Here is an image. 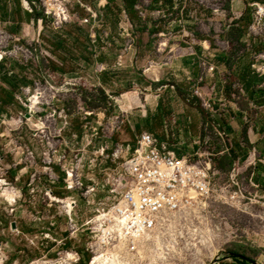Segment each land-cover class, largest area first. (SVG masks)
<instances>
[{
	"label": "rangeland",
	"instance_id": "1",
	"mask_svg": "<svg viewBox=\"0 0 264 264\" xmlns=\"http://www.w3.org/2000/svg\"><path fill=\"white\" fill-rule=\"evenodd\" d=\"M78 1L73 0V15L78 21L91 19ZM113 1L109 19L107 9L98 7L103 22L75 20L62 31L51 21L43 26L29 20L22 25L0 23V63L27 78L20 83L18 104L6 107L0 122V264H210L217 256L216 264H236L224 257L252 254L241 247L264 254V199L233 201L234 188L228 196H218L220 188L229 185L232 169L216 177L219 192L210 202L165 217L134 251L100 229V204L113 205L116 170L126 159L113 162L117 148H134L149 128L164 136L144 108V95L152 97L151 110L160 100L175 109L163 125L175 140V118L192 110L204 115L202 99L216 101L215 96L223 94L237 100L242 95L241 85L230 77L216 94L214 83L205 81L209 71H199L196 87V58L198 66L222 54L236 62L248 46H259L250 39L238 40L236 31L247 34L248 2L253 0H172V7L169 0H160L166 7L140 0L136 10L141 19L134 21L125 12L124 0ZM22 12L26 18V10ZM64 40L67 45L58 53L70 60L68 69L52 72L49 61L61 62L51 52L53 45ZM71 51L79 60H72ZM210 74L221 80L231 72ZM202 133V141L209 137L216 144L213 132ZM204 151L216 155L217 148ZM218 158L210 159L216 164ZM81 160L84 168L79 171ZM73 174L79 184L69 190ZM250 174L248 170L239 177L247 181ZM261 190L263 196L264 187ZM70 198L78 202L74 224L66 212L74 207ZM256 264H264V258Z\"/></svg>",
	"mask_w": 264,
	"mask_h": 264
},
{
	"label": "built area",
	"instance_id": "2",
	"mask_svg": "<svg viewBox=\"0 0 264 264\" xmlns=\"http://www.w3.org/2000/svg\"><path fill=\"white\" fill-rule=\"evenodd\" d=\"M24 2L30 14H35L36 11L43 13L44 19L39 20L41 25L46 20L51 21L56 30H62L75 20L89 23V20L78 21L77 16L73 15V0H33L32 2L24 0ZM79 4L83 6L80 1ZM248 6L251 9L252 23L248 28L247 38L258 41L264 46V0L250 3ZM85 9L91 14L93 21L98 20V15L91 9ZM255 59L262 61V64H255L253 70L257 74H264V54L257 55ZM208 71L213 73L215 69L209 68ZM196 97L202 99L201 91L196 92ZM231 100L232 102L202 99L205 112L203 129L205 132H214L216 141L223 146L222 151L217 152L216 155L204 151V148L216 150L215 142L209 137L196 143L199 150L190 158L177 157L169 150L167 144L158 142L154 135L149 133H144L140 137L135 148L131 146L117 148L113 154V162L117 163L125 155L126 159L125 163L116 170L118 188L112 190L115 201L111 207L107 203L100 204V210L103 215H108L104 220L105 224L112 222L122 224L123 240L128 250H136L140 243L154 235L165 217L194 211L210 202L215 193L218 194L219 189L215 185V179L221 172L215 169L214 162L210 158L231 151L229 135L225 132V125L233 121V112L236 110L234 104L236 97L232 96ZM216 119L218 122H215ZM245 120L248 122V119ZM255 163V156H249L244 164L240 162L233 164L228 174L229 185L220 188L221 193L218 196L221 197L222 194L228 196L230 189L234 188L231 196L233 201L251 200V197L264 199V195L259 194L262 191L260 185L253 180L254 174H250L247 181L239 177L241 173L255 167ZM82 168H84L83 160L78 163L79 171ZM73 175L72 180L70 175L69 190H75L78 186L76 183L79 184V177ZM93 190L95 192L96 188ZM69 200L74 207L66 212L71 217V224H74L73 212L78 202L74 198ZM111 213L113 216H110ZM48 237L53 238L51 233ZM75 256L78 260L81 259L79 253Z\"/></svg>",
	"mask_w": 264,
	"mask_h": 264
},
{
	"label": "crops",
	"instance_id": "3",
	"mask_svg": "<svg viewBox=\"0 0 264 264\" xmlns=\"http://www.w3.org/2000/svg\"><path fill=\"white\" fill-rule=\"evenodd\" d=\"M29 1L32 2L33 0H29ZM79 1L84 6L83 7L80 5L82 8L91 9L94 14L98 15V20L94 21L96 23L99 21L103 22L105 19L104 14H102V12L98 10V7L107 9L105 12L106 20H107L109 19L110 16L108 13L112 11L115 5L113 0H79ZM257 1L259 0H253L248 3L250 4ZM8 4L11 15L14 14L15 20L13 19L12 21L10 19L7 22L4 23L0 22V23L14 25L16 24L15 21L19 22L21 21L20 20L21 18L24 19L23 23H25V21L28 20L32 22L33 25L39 23V21H36L34 19L33 14H30L27 11L24 0H8ZM158 5H164V4H161V2H159ZM170 7H172V3L170 4ZM23 9L26 10V18L24 16L25 12L23 15L22 12ZM125 12L127 13V11ZM87 16L91 18L90 13H88ZM80 20L82 21L84 19H80ZM88 20L90 22V20L92 19H88ZM47 22L48 21H46L45 23ZM251 23H252V17H251ZM61 31L59 32V35H62ZM100 37L102 38L101 35ZM242 39H245V42H247L248 40L245 31ZM60 42L63 43V41ZM254 42L258 43L259 46L258 47H255L254 45L248 46V49L246 50L245 54H243L244 56L239 58L238 61L236 62H232L228 54H222L218 56L215 62H206L199 64L198 66L197 61L200 58H196L195 60L196 62L193 63L194 69H193L192 80L194 85L197 87L199 85L198 84L199 71H208L209 68H214L217 71H221V73L231 72V75L227 76V79L223 78L221 80L218 78L217 75L205 73V78H206L205 81L207 83L209 82H211L212 84L214 83L213 86L216 94L217 93L219 94L224 89L223 85L227 84L231 80L233 81L237 80L238 83L241 85L242 95H239L237 97V100L234 101V104L236 106V110L233 112L234 119L233 121H229V123L225 125V132L229 135V143H230L231 151L230 153L217 156L219 158L216 164H214V167L216 170H219L220 172L228 171L232 169L233 164L237 162H240V164H244L248 160L249 156H255L256 159L255 167L250 168L249 171L251 172V174H254L253 177L254 182L260 185V187H264V74H257L253 70V66L255 64L256 65L262 64V61H257L255 57L259 54H264V46L259 44L258 41H254ZM99 44H101V41L99 42ZM53 47L54 48H52L51 52L54 55H59L58 53V50H60L59 45L54 44ZM100 48H102L101 45ZM59 58L61 60L60 63L57 62L59 67L67 70L70 60L68 58L63 57V59L67 60L66 63V61L62 62L61 56ZM54 60L55 59L53 58V60L51 61ZM72 60H74V58H72ZM100 60L101 61L103 60L102 56ZM229 77L232 79L230 80ZM103 81L104 83H106L105 80ZM151 86L157 87L155 84ZM144 96L146 97L144 98V102H145L144 108L146 109V111H151L152 114L151 117H153L154 122H156L158 126H162L163 129L162 135L164 136H158L154 128H149V132H143L141 133V135L144 133H149L151 135H154V137L160 140L162 144H168L169 150L174 152L176 156L179 158L193 157V155L196 154L199 150V146L196 143H198V141L200 140L202 141L204 137L202 133L204 116L201 113L192 110L188 114H183V116H181L180 118L174 117L175 120L173 122L174 123L173 125L175 126L171 128V131L178 134V136L176 137L175 140H173L174 136L173 138H169L167 134L168 129L166 126L163 127V125L166 123L165 122L166 118L168 117L170 118V116L175 115L176 112L175 109L170 107L169 105L164 104V101L160 100L154 105V110H151L150 103L152 101V97L149 92ZM229 96L230 95H226L225 97L223 94H221L220 97L215 96V98L216 101L226 100L232 102L231 100L232 97L230 98ZM157 97L159 96L157 95ZM234 104H232L233 107ZM1 106L2 105L0 102V122H1V118L4 119L6 115L5 107H4L3 115L1 116ZM245 119H248V122ZM215 122H218V120L216 119ZM138 138L139 137H137V139ZM171 144H173V146ZM136 146L137 144L134 146V148ZM216 146H217L216 147L217 152H221L223 149L222 144L220 145L219 142L216 141ZM241 248L243 250L245 249L247 252L249 250L252 253L251 255H249L248 253L246 254L240 253L243 254V256L247 257V260L245 261L246 264H253V263L256 264V262H258L262 257L264 258V254L263 252H260V250H256L254 248L249 249L245 247H241Z\"/></svg>",
	"mask_w": 264,
	"mask_h": 264
},
{
	"label": "trees",
	"instance_id": "4",
	"mask_svg": "<svg viewBox=\"0 0 264 264\" xmlns=\"http://www.w3.org/2000/svg\"><path fill=\"white\" fill-rule=\"evenodd\" d=\"M231 1V0H229ZM125 2V9L130 17V19L132 21H134L135 19L140 20L141 18L139 17V12L136 10V7L140 4V0H124ZM160 0H154V6H157L159 4ZM172 0H169L168 3L171 4ZM164 7H166L165 5H163ZM14 14L11 15V12L9 10V4H8V0H0V22L4 23L7 22L8 20H15V16ZM34 19L36 21L39 20H43L44 19V15L43 13L36 11L35 14H33ZM21 21L16 22L15 21V25H22L24 19L21 18ZM47 21V20H46ZM45 21V22H46ZM238 32V40H241L244 36V31L243 30H236ZM79 43V38L76 39V43ZM59 49L62 50L66 47L67 45V40H64L63 43L59 42ZM72 52V51H71ZM71 52H69L70 54H72ZM77 57L75 56V54H72V58ZM62 62L67 60L63 59V57L61 58ZM74 60H79L77 58H74ZM86 61H88L86 59ZM50 64V68L52 70V72H62L63 74L66 73L65 69H62L59 67V65L57 63H55L54 61H49ZM12 71L7 70V63L3 62L0 63V78L4 83V86H1L0 88V102H1V107H8V106H13V105H17L18 101H17V94H21V85L20 83L22 81H26L27 78L21 76L18 77L16 75L12 74ZM20 78H22V80H20ZM3 115V110L1 109V116ZM235 254L237 257L238 256H243V254L240 253H233Z\"/></svg>",
	"mask_w": 264,
	"mask_h": 264
},
{
	"label": "bare ground",
	"instance_id": "5",
	"mask_svg": "<svg viewBox=\"0 0 264 264\" xmlns=\"http://www.w3.org/2000/svg\"><path fill=\"white\" fill-rule=\"evenodd\" d=\"M110 216H113V213H111L110 214ZM101 217H104V219H103V221L101 222V224L99 225V227H100V229L103 231V233L104 232H108V234L111 236V235H113V239L114 238H116V239H120L121 241V243L123 244V243H125L124 241H123V235H122V224L121 223H119V222H112V223H110L109 224V227L108 228H105V219H107V217H108V215H101L99 218H101ZM112 238H111V240H112ZM96 263H97V261H96Z\"/></svg>",
	"mask_w": 264,
	"mask_h": 264
},
{
	"label": "water",
	"instance_id": "6",
	"mask_svg": "<svg viewBox=\"0 0 264 264\" xmlns=\"http://www.w3.org/2000/svg\"><path fill=\"white\" fill-rule=\"evenodd\" d=\"M28 117H31L30 115ZM14 227H16L14 225ZM225 259H232L236 264H246L245 261L247 260V257L245 256H236L235 254L231 253L227 256L224 257ZM220 260V258L217 256L215 259H213L210 264H216L218 261ZM255 264V263H253Z\"/></svg>",
	"mask_w": 264,
	"mask_h": 264
}]
</instances>
